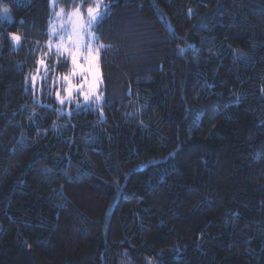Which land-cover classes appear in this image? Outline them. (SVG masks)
I'll return each instance as SVG.
<instances>
[{"label": "trees", "instance_id": "obj_1", "mask_svg": "<svg viewBox=\"0 0 264 264\" xmlns=\"http://www.w3.org/2000/svg\"><path fill=\"white\" fill-rule=\"evenodd\" d=\"M92 3L0 0V264H264V0H104L85 106L51 22Z\"/></svg>", "mask_w": 264, "mask_h": 264}, {"label": "snow or ice", "instance_id": "obj_2", "mask_svg": "<svg viewBox=\"0 0 264 264\" xmlns=\"http://www.w3.org/2000/svg\"><path fill=\"white\" fill-rule=\"evenodd\" d=\"M108 7L104 0H93V3L84 11H82L83 4L74 6L72 12L68 13L66 23H62L59 29L52 27V33L58 36L57 53L66 54L72 65L71 71L62 77L67 85L64 91L68 98L72 97L74 91H78L84 96L85 101L92 97H95L97 102L101 100V95L96 93L99 74L95 68L100 51L106 46L102 43L95 44L98 37L95 36L92 29L108 14ZM2 11L7 17L9 9L4 7ZM63 14V9L56 13L58 18L62 17ZM11 39L17 43L20 41V37L15 34L11 35ZM107 47L111 46L108 45ZM39 63L42 64L43 61ZM74 78L79 79L78 85L73 84ZM32 80L33 85H35L36 77L34 76ZM60 102L63 103V99Z\"/></svg>", "mask_w": 264, "mask_h": 264}, {"label": "rangeland", "instance_id": "obj_3", "mask_svg": "<svg viewBox=\"0 0 264 264\" xmlns=\"http://www.w3.org/2000/svg\"><path fill=\"white\" fill-rule=\"evenodd\" d=\"M52 5L54 6V3H52ZM58 12H60V10H58L57 13ZM68 13H70V12L64 11L63 16L59 17V18L57 17V15H55L53 17L52 22H51L52 27H56L57 29H59V26L62 23H66L67 19H68ZM51 36H52L51 45L53 46V48L50 51L53 52V51L57 50L56 49V43L58 41V36H56L55 34L52 33V28H51ZM63 55H65V57H67L66 54H63ZM68 62H71L70 59L68 60ZM95 71H97L98 74H99V80H98L97 88H96V93L99 94V90H100L101 86L103 85V77H102V74H101V71H100V68H99V58H98V61H97V65H96ZM53 80L55 82L57 81V83L59 84V88L61 89L60 92L63 93L65 96H67L66 92L64 91V89L67 87V85L64 82V80L62 79V77L59 78L58 76H54ZM55 82H54V86H55ZM78 83H79V79L78 78H74L73 79V84L74 85H78ZM68 100H71V101L73 100L72 102L77 101V103H79V105L81 104V105H85V106H89L93 102H96V103L101 102V100L98 101V102L95 101V97H92L88 101H85L84 96L81 93H79L78 91H74L73 94H72V97L68 98Z\"/></svg>", "mask_w": 264, "mask_h": 264}]
</instances>
